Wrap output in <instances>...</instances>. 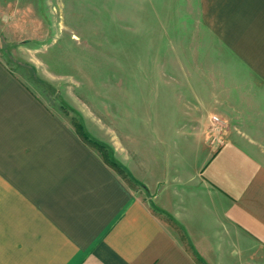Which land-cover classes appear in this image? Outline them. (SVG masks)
I'll return each mask as SVG.
<instances>
[{
    "label": "crops",
    "instance_id": "obj_1",
    "mask_svg": "<svg viewBox=\"0 0 264 264\" xmlns=\"http://www.w3.org/2000/svg\"><path fill=\"white\" fill-rule=\"evenodd\" d=\"M149 6L218 145L146 201L0 57V264H264V0Z\"/></svg>",
    "mask_w": 264,
    "mask_h": 264
},
{
    "label": "rangeland",
    "instance_id": "obj_2",
    "mask_svg": "<svg viewBox=\"0 0 264 264\" xmlns=\"http://www.w3.org/2000/svg\"><path fill=\"white\" fill-rule=\"evenodd\" d=\"M149 15V0H0V57L51 112L81 122L146 201L192 173L222 131L196 72L150 38Z\"/></svg>",
    "mask_w": 264,
    "mask_h": 264
},
{
    "label": "trees",
    "instance_id": "obj_3",
    "mask_svg": "<svg viewBox=\"0 0 264 264\" xmlns=\"http://www.w3.org/2000/svg\"><path fill=\"white\" fill-rule=\"evenodd\" d=\"M75 125V130L76 132L80 135V137L87 142L88 144H90L91 146H94L95 144H97L96 142H93L90 140V138L88 137V134L86 133V131L83 130V125L81 124V122H74ZM99 150V149H98ZM101 153V152H100ZM102 154V153H101ZM103 155V154H102ZM104 157V156H103ZM105 161L110 165V166H117L120 169V173H125L124 172V168L121 167L116 161L112 160V161H108L105 157H104ZM114 168V167H113ZM125 177V176H124Z\"/></svg>",
    "mask_w": 264,
    "mask_h": 264
},
{
    "label": "built area",
    "instance_id": "obj_4",
    "mask_svg": "<svg viewBox=\"0 0 264 264\" xmlns=\"http://www.w3.org/2000/svg\"><path fill=\"white\" fill-rule=\"evenodd\" d=\"M220 122H221V120H220V118H219L218 116L214 115V116L212 117V123H213V124H217V125L220 126V124H219ZM218 128H220V127H218Z\"/></svg>",
    "mask_w": 264,
    "mask_h": 264
}]
</instances>
